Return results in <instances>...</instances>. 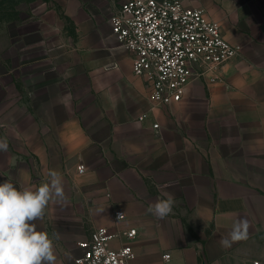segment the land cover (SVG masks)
Instances as JSON below:
<instances>
[{"label": "crops", "instance_id": "1", "mask_svg": "<svg viewBox=\"0 0 264 264\" xmlns=\"http://www.w3.org/2000/svg\"><path fill=\"white\" fill-rule=\"evenodd\" d=\"M119 1L44 0L19 25L32 57L0 71V183L35 189L62 174L67 200L34 222L59 234L56 264H75L98 226L138 229L130 264H165L166 252L172 264H264V0H182L242 50L170 106L150 99L113 34ZM164 192L175 204L157 219L147 208ZM241 218L247 238L222 247Z\"/></svg>", "mask_w": 264, "mask_h": 264}, {"label": "built area", "instance_id": "2", "mask_svg": "<svg viewBox=\"0 0 264 264\" xmlns=\"http://www.w3.org/2000/svg\"><path fill=\"white\" fill-rule=\"evenodd\" d=\"M109 21L119 44L132 54L134 74L146 80L149 97L157 105L180 102L194 80H217L222 66L242 50L241 44L223 35L204 8L182 0H120ZM146 117L143 113L139 120ZM85 169L79 164V172ZM115 214L119 220L126 217L122 210ZM137 234L133 226H98L79 242L82 253L75 264H130ZM117 240L122 243L116 247ZM171 258L170 252L163 254L165 264H172Z\"/></svg>", "mask_w": 264, "mask_h": 264}, {"label": "clouds", "instance_id": "3", "mask_svg": "<svg viewBox=\"0 0 264 264\" xmlns=\"http://www.w3.org/2000/svg\"><path fill=\"white\" fill-rule=\"evenodd\" d=\"M7 151V139L0 138V152ZM48 177L47 182L35 189H18L8 180L0 183V264H56L53 239H59V234L50 237L48 233L38 231L34 223L43 218L50 201L67 200L62 174L50 170ZM160 187L167 189L171 184ZM163 194L165 199L158 197L147 208V212L157 219L167 217L175 204L172 193ZM249 227L246 218L235 221L228 237L221 238V246L228 248L233 242L246 239Z\"/></svg>", "mask_w": 264, "mask_h": 264}, {"label": "rangeland", "instance_id": "4", "mask_svg": "<svg viewBox=\"0 0 264 264\" xmlns=\"http://www.w3.org/2000/svg\"><path fill=\"white\" fill-rule=\"evenodd\" d=\"M43 1L0 0V71L4 68L3 65H7L9 68L15 67L22 60L32 57L30 54L22 56L21 43H16L17 36L21 31L19 25L29 22L33 11L37 10V5ZM5 97V94L0 91V100Z\"/></svg>", "mask_w": 264, "mask_h": 264}]
</instances>
